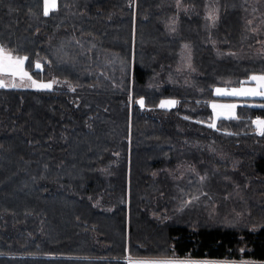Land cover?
I'll use <instances>...</instances> for the list:
<instances>
[{"label":"trees","instance_id":"1","mask_svg":"<svg viewBox=\"0 0 264 264\" xmlns=\"http://www.w3.org/2000/svg\"><path fill=\"white\" fill-rule=\"evenodd\" d=\"M57 1L0 0V46L70 85L0 87V264L264 263L263 99L214 127L208 104L264 75V0Z\"/></svg>","mask_w":264,"mask_h":264},{"label":"rangeland","instance_id":"2","mask_svg":"<svg viewBox=\"0 0 264 264\" xmlns=\"http://www.w3.org/2000/svg\"><path fill=\"white\" fill-rule=\"evenodd\" d=\"M58 2V1H57ZM43 9H44V0H43ZM56 10V9H55ZM55 10L50 11L53 12ZM209 21H214L217 17L216 13H208L205 15ZM216 16V17H215ZM6 50V49H5ZM7 52H9L8 50H6ZM12 54V53H11ZM12 56L14 58H17L18 56L13 55ZM18 58H24V57H18ZM23 72H26L28 75L27 76H22L20 73H17L16 75H10L8 73H0V82H2L5 86L4 87H8V88H16V89H36V90H50L52 89H70V85L68 83H66L65 81L62 80H57V79H53L50 81H37L35 79H33L31 77V75L27 72V70L25 69V60L23 63ZM175 68L178 70H192L194 71L195 68L192 64V59H191V53L190 50L188 49H183L180 54L178 55V59H177V63L175 65ZM253 76L256 77H261L264 75H259V74H254L252 75L248 81H246L245 83H241L238 86H230V87H215L213 90V98H211L209 100V108H210V112H211V124L210 125H214L217 126L218 123L222 120H230V119H234L237 117V106L240 104V99H245V98H250V99H263V101H258L256 102L259 105H263L264 106V95H231L228 93H232L233 91H241V90H254L257 93H264V81H260V80H253L251 79ZM28 77H31V79H29ZM35 81L36 83L33 84L32 82ZM41 84H51L52 87L50 89L47 88H41L38 87V85ZM13 85H16L15 87ZM220 90V93L217 92V90ZM162 101H172V100H162ZM161 101V102H162ZM174 101V100H173ZM161 102L158 106V108H162V109H169L172 108L174 105H167L166 107H161ZM213 105H215V108L213 107ZM257 120H264V117L260 116V117H256L253 118L251 120V124L252 126L261 129L259 126H257V124L255 123V121ZM220 152V151H219ZM222 153V152H220ZM215 152V155L217 157H221L222 155ZM189 166H177V170H180L181 172L175 173L173 172V174L176 175L177 178H183L182 177V172L183 170ZM191 169V168H189ZM62 201L56 203L58 205L57 210H58V214L55 216H51L52 218H56V216H58V220L61 224V230H58V236L59 239L61 241H68L71 238L70 233H72L74 227L73 226H69L68 227V217L70 215L71 212H73L75 210V207H69V206H63L62 205ZM190 213L186 215V217H189ZM133 259H141V260H145V262H148V260H155V261H160V260H176V261H196V262H202L204 264H224V263H230V264H264L263 262H236V261H228V260H191V259H153V258H128L125 257L124 259L121 258L120 260L126 262L133 260Z\"/></svg>","mask_w":264,"mask_h":264},{"label":"snow or ice","instance_id":"3","mask_svg":"<svg viewBox=\"0 0 264 264\" xmlns=\"http://www.w3.org/2000/svg\"><path fill=\"white\" fill-rule=\"evenodd\" d=\"M57 8V0H44V9L43 14L45 16H48L50 11L55 10ZM27 57L24 58H14L10 52H7L2 46H0V73H8L10 75H16L17 73H20L22 76H27L28 74L26 72H23V63L24 60H26ZM31 79V77H28ZM251 79L253 80H260L264 81V76L256 77L253 76ZM33 84L36 82L33 81ZM5 85L0 82V87H4ZM14 87L16 85H13ZM38 87L41 88H47L50 89L52 87L51 84H41L38 85ZM218 93H220V90H217ZM231 95H264V93H257L254 90H241L239 92L233 91L232 93H228ZM138 103L143 106L144 101L141 99L138 101ZM176 101H162L161 107H166L167 105H174ZM215 108V105H213ZM257 126H259L262 131L261 135H264V120H257L255 121ZM210 127H214V125H209ZM138 264H196V262H190V261H173V260H160V261H151V262H138Z\"/></svg>","mask_w":264,"mask_h":264},{"label":"crops","instance_id":"4","mask_svg":"<svg viewBox=\"0 0 264 264\" xmlns=\"http://www.w3.org/2000/svg\"><path fill=\"white\" fill-rule=\"evenodd\" d=\"M152 260H148V262H151ZM155 261V260H153ZM176 261V260H173ZM138 262H145V260H141V259H133L127 262V264H138ZM192 262H196V261H192ZM196 264H204L202 262H196ZM224 264H230V263H224ZM251 264V263H249Z\"/></svg>","mask_w":264,"mask_h":264},{"label":"bare ground","instance_id":"5","mask_svg":"<svg viewBox=\"0 0 264 264\" xmlns=\"http://www.w3.org/2000/svg\"><path fill=\"white\" fill-rule=\"evenodd\" d=\"M204 33V32H203ZM82 183V182H81ZM82 188V187H81ZM78 190V189H77ZM133 198V197H132Z\"/></svg>","mask_w":264,"mask_h":264}]
</instances>
